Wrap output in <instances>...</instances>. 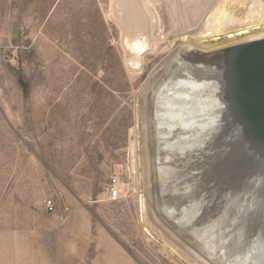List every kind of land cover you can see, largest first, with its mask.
<instances>
[{
  "label": "rangeland",
  "instance_id": "rangeland-1",
  "mask_svg": "<svg viewBox=\"0 0 264 264\" xmlns=\"http://www.w3.org/2000/svg\"><path fill=\"white\" fill-rule=\"evenodd\" d=\"M214 1L181 0L182 17L175 11L172 18L167 2L158 0L161 30L169 29L171 37L177 35L176 41L182 33L195 36ZM113 3L0 0V264H209L195 253L181 258L174 252L170 241L184 250L187 240L173 235L164 221L158 227L161 232L142 223L139 195L146 194L156 181L165 218L196 233L209 248L227 242L231 250L221 257L222 263L264 264V160L262 155L257 160L242 157L237 144H230L222 100L214 106L219 107L220 116L219 146L214 145L221 151L219 157L214 162L190 161L191 168L182 170L184 155L195 149L193 154L202 155L217 148L212 144L180 151L168 148L169 153L164 154L172 163L160 167L162 172L152 183L151 175L144 181L141 98L156 75L169 66L171 51L162 43L157 49L146 50L138 66L128 65L130 51L124 45L126 37L114 16ZM196 5H201L203 12L197 9L193 17L191 9ZM244 9L245 4L242 11L234 9L238 18L246 15ZM178 20L186 29L179 23L175 26ZM192 57L190 68L198 69V64L200 72L210 70L220 79L219 61L213 71L211 60H206L209 66L201 67L203 59ZM193 82H183L177 93H169L171 99L162 102L178 108L185 105L184 98L194 96ZM204 102L203 107L196 104L199 111L213 110V105ZM162 121L170 126L174 123L172 137L181 136L182 131L176 128L181 121L170 117ZM235 132L230 134L240 137ZM130 141H134L133 154ZM195 184L210 188L196 191ZM113 186L119 187L115 199L108 194ZM242 187L256 188V196L247 198ZM49 199L52 209L47 211ZM229 201L241 206L229 207ZM226 228L234 234L232 238L228 231L223 232ZM233 236L240 242L232 243ZM259 247L261 253L253 254Z\"/></svg>",
  "mask_w": 264,
  "mask_h": 264
},
{
  "label": "bare ground",
  "instance_id": "bare-ground-1",
  "mask_svg": "<svg viewBox=\"0 0 264 264\" xmlns=\"http://www.w3.org/2000/svg\"><path fill=\"white\" fill-rule=\"evenodd\" d=\"M157 1L158 0H114L113 6H112L113 11H114V16H116L117 20L119 21V24L121 25V29L123 31V34H125V37H126L125 43L124 42L123 43H124L126 49L128 51H130V55L126 58V62L128 65L133 66L132 68H134L135 65L138 66L139 62L142 59V55L146 50L157 49V48L161 47L162 43H165V44L167 43L166 48L169 51H171V60H170L169 66L168 67L166 66V68L164 70L161 69V71L162 70L163 71L161 73H158L156 75V77L153 79L152 84L150 85L149 91L147 92V90H145V89L143 90L144 95L141 98L142 99L141 104L143 107L142 108L143 109V112H142V116H143L142 122L143 123H142V130L140 133V137H141V140L143 141V144H142V149H143L142 157H143V159H142V161H140V163H141V166L144 167V171H145V173H143V175L145 176L144 181L147 182L148 176L151 175V178H152L151 183L153 182V180L157 176V174H159L158 172L161 171L160 167L168 166L169 164H165V163H167V162L172 163V161H173V160L171 161V159H169L171 157L168 158V155L164 154L166 152L169 153V151L167 150L168 148L174 147V148H176V151H180L182 149L189 148V146L195 147L198 145V146L207 147L208 144H212V147H214L215 144L217 146H219V142H218L219 138L216 137V135L219 136L217 134L218 133L217 130H218V127H220V123H219L220 116L218 118V115H217V110L219 109V107L217 108L214 106L218 105L219 102L222 100V99L219 100L218 96H219L220 91H222L223 86L220 84V79H218L219 76L218 75L214 76L212 74V72H208L210 70L200 72V69L197 66L198 64L196 65V67L198 69L190 68L188 65V63H189L188 61L191 60V57L193 55L200 56V58H202L204 61V62H200L202 64L201 67L205 66L208 63V61L211 60L212 62L209 61V63L214 68L213 71H215L216 65L214 63L217 61L218 58H216V55H214V54L217 51H221L222 48L227 47L229 45H233V44H237V43L249 41V40H255V39H258L259 37H264V3H262V0H216V2L214 1L215 3L211 7L208 6L209 8L206 11L208 15L207 16L205 15L204 21L201 22L202 24H201V26H199L200 29L198 28L199 29L198 34H195V36H191L189 34L183 35L184 33L181 32L182 34H180V37H177L178 41L175 40L176 39L175 37L177 35L174 38L169 35V33H168L169 29H168V31H166L167 33L161 30V23L162 22H161V15H159V12H158L157 7H156ZM246 1H248V2L245 3ZM165 2H167L166 9L169 11L170 15L175 13V11L176 12L178 11L179 15H180L183 12L182 10H184L182 8L184 5L181 4V0H165ZM249 3H250V5H248ZM191 4H192V2H191ZM244 4H245V9L243 11H244V13H246V15L244 14V17L238 18L237 17L238 14L236 15V13L234 12V9L238 8V10L242 11L241 5H244ZM198 6L199 5H196L194 8L191 9L193 17H196V14H194L193 11H195L197 9L200 10L199 7H202L201 5L199 7ZM205 8L206 7H204L203 9H205ZM200 11L203 12L202 10H200ZM180 17H182V16L180 15ZM200 17H199V19L203 18V17H201V18ZM170 18H171V16H170ZM172 18H174L173 15H172ZM184 18L186 19L185 16H184ZM187 18H189V17H187ZM182 20H183V18H182ZM173 21H175V20H173ZM186 21L188 22V19ZM199 21L200 20H198V22ZM175 23L173 22V24H175V26L178 23H179V26H181V24H180L181 22H179V20L176 21ZM173 24H171V25H173ZM182 26H181L182 29L185 28V26L184 27H182ZM198 29H196V30H198ZM173 30H174V28H173ZM175 30L177 31L176 28H175ZM196 30H193V33L196 32ZM173 34H175V33H173ZM210 55H212L213 57H211ZM199 60H201V59H199ZM206 60H208V61H206ZM193 63L191 65H193ZM197 63H199V61ZM207 66H209V64H207ZM132 72H134V71H132ZM188 77L189 78L191 77V78L186 80ZM215 77H218V78H215ZM192 78H194V79H192ZM190 80L195 81V82H193L194 86H195V88H194L195 90L194 89L190 90L188 88L190 91L194 90L193 94H191L194 96L192 98L190 96L189 97L187 96V99L184 98L186 100L184 102L185 105L183 104L182 106H179V108H178L173 103L170 104L171 103L170 101H169L170 103L162 102V101H165L163 99H171V97L168 96L169 93H171V92L174 93L180 86L183 85V82L190 81ZM149 81H151V80H149ZM189 87H191V86H189ZM183 90H185V89H183ZM175 93H177V92H175ZM171 96H173V95H171ZM184 96H186V94ZM172 99H173V97H172ZM166 102H168V101L166 100ZM202 102L207 103L208 105L209 104L213 105L212 106L213 110H211V109L207 110L205 108L206 109L205 111H201V110L199 111L197 109L199 106H197L196 104H198V105L201 104L200 105V107H201L203 104ZM187 107H189V109ZM171 112H174L172 114V116L170 115ZM164 117L176 118V121L177 120L181 121V122H178L179 126H177L178 124L175 123L177 131H179L180 133L182 131L181 136L179 135V137H177V138L172 137L173 132L170 131V128L173 127L174 123L171 126L169 124L164 123L162 121V119ZM222 117H223V115H222ZM194 126H196L197 128H194ZM226 126L228 128L227 129V134H228L227 136L230 137V144L231 145L233 144V146H234L235 144H237L236 140L240 141L241 137H238V138L235 137L234 138L230 133L236 134L237 132H235V131H238V129L235 127V128H233V130H231L232 128L230 129L229 124ZM188 127H189V129H187ZM172 129H175V128L173 127ZM189 131H190L189 134H183V133H188ZM136 138H137V136H136ZM209 139L210 140L212 139V140L210 141ZM234 139H236V140L234 141ZM133 142L131 143V141H130V143L132 145L130 146L131 148L129 147L131 150L130 153H132V154L135 151L134 147H133ZM193 147H192V149H193ZM214 148H217V147H214ZM189 149H191V148H189ZM195 150H193V152ZM193 152H191L189 155H188L189 152H187L186 154L188 156H185V155L183 156V158L186 159V160H184V162H186V163L184 164L185 167H182V170L185 168H188V167L191 168V166L189 164L190 161L192 162V161L196 160V162H201V161L204 162L205 160L208 159V160H212L214 162L219 157V154L221 151L219 148H217V149L213 150L211 153L205 152L202 155H201V153L196 154V152H195V154H193ZM171 155H172V153H171ZM175 155H176V153H175ZM177 155L180 157L179 154H177ZM139 156H141V155H139ZM244 156L252 157V159L254 158L257 160V157H260L261 155L259 153L258 154L257 153L256 154L248 153V154H243L242 157H244ZM255 156H256V158H255ZM135 161H137V160H135ZM135 161L133 162V163H135L134 166L136 165ZM178 164H180V163H178ZM196 164H192V165H196ZM173 166L175 167V165H173ZM232 170H234V169H232ZM167 171L169 172V170H167ZM186 171H187V169H186ZM165 174H167V173H165ZM244 174H243V176H244ZM248 174H250V173H248ZM227 177H228V174H227ZM195 180H196V178H195ZM198 180H199V178H198ZM149 182H150V179H149ZM162 182H160V183H162ZM156 184H157V181L154 183V185L152 184L150 190H147V189L145 190L146 194H140L139 195V206H140V209L142 210V216H143L142 223L148 225L150 228H153L154 229L153 231H155L157 229L159 232H161V229H159L158 227L161 226L160 222L164 221L166 224H168L171 231L174 232V233H172L173 235H175V236L177 235L181 239L182 238L186 239L187 240L186 245H188V247L183 246V247H185L184 250L178 244H176V243L173 244L169 239V241H170L169 244L172 245L174 252H176L181 258H190L191 257L190 254L192 256H194L193 253H195V255H197L195 257H202L204 259V261L208 262L209 264L210 263H212V264H224L220 261V259L222 256H224V254L225 255L229 254L228 252L231 250V249L229 250L226 247L227 242H224L225 239L223 241L225 244L224 243L222 244V241H221V244L217 243V247L209 248L208 245L204 244L205 242L204 243L202 242V240H201L202 238H200L199 240L196 238V235H195L196 233H194V232L189 233L187 231V229H184L185 230L184 231L181 229V227L176 226L177 224L175 225V223H173L174 219H172V218L169 219V217H168V219H169L168 220L167 218H165L164 217L165 210H163L162 204L159 203V194H161V193L158 194L156 192V190H155V189H157ZM197 185L198 184L193 185V188H195L194 190H196V191L197 190H204V189L209 190V188H210L209 185H208L209 187L207 188V186H206L207 184L201 185V187H199L200 185L199 186H197ZM118 186L120 187V185H118ZM118 186H116L117 189L119 188ZM170 186H172V185H170ZM188 186H187V189H188ZM215 186H216V184H215ZM179 187H181V185ZM172 188H174V186ZM167 189H168V187H167ZM142 191H143V189H142ZM188 191H190V190H188ZM242 191H244L243 194L245 193L246 194L245 196L247 198L249 196L251 197L252 195L256 196V194H257L256 188H254V187H252L251 189H248V190L244 189L242 187ZM190 198H191V196H190ZM190 198H189V200H190ZM171 201H173V199ZM232 201H229V203H231L229 205V207L231 205L233 208L235 206L236 207L241 206L239 203H235V204H234V202L232 203ZM168 202H169V200H168ZM167 207H168V205H167ZM149 214H151L152 216H149ZM236 220H238V219L235 218V221ZM252 223L254 225V222H252ZM231 226H233V225L231 224ZM163 227H165V226H163ZM232 228H235V227H232ZM228 229L229 228H226V230L225 231L223 230V232L227 233ZM238 229H236V230H238ZM228 234L231 235V232L228 231ZM173 235H172V237H173ZM203 235H204V233H203ZM206 235H208V233ZM230 235H228V236H230ZM232 235H234V234H232ZM232 235H231V238H232ZM249 235H250V232H249ZM228 236H226V237H228ZM251 236H253V235H251ZM258 236H256V237H258ZM205 237H207V236H205ZM164 238H165V236H164ZM238 239L239 238L237 236H235V238L233 236V240H231V242L234 244L236 242H240V241H238ZM256 239H258V238H256ZM163 241L168 242L165 239H163ZM210 242H211V239H210ZM243 242H245V240ZM231 245L233 246V244H231ZM259 246H260V244H259ZM173 249H171V250L173 251ZM258 250H260V251H258ZM262 250L263 249L259 247L257 249V253H253V254L261 253ZM248 251L250 252V250H248ZM248 251H246V252H248ZM188 253H190V254H188ZM229 257H231V256H229ZM225 258H226V256H225ZM225 258H223V259H225ZM233 262H235V261H233ZM236 262H237V260H236ZM243 262H245V261H243ZM256 262H259V261L257 260Z\"/></svg>",
  "mask_w": 264,
  "mask_h": 264
},
{
  "label": "water",
  "instance_id": "water-1",
  "mask_svg": "<svg viewBox=\"0 0 264 264\" xmlns=\"http://www.w3.org/2000/svg\"><path fill=\"white\" fill-rule=\"evenodd\" d=\"M217 51L223 85L225 120L237 128L240 155L253 153L264 160V37L229 45Z\"/></svg>",
  "mask_w": 264,
  "mask_h": 264
},
{
  "label": "built area",
  "instance_id": "built-area-1",
  "mask_svg": "<svg viewBox=\"0 0 264 264\" xmlns=\"http://www.w3.org/2000/svg\"><path fill=\"white\" fill-rule=\"evenodd\" d=\"M113 183L114 184L116 183V178H113ZM108 194L110 195L111 199H115L118 196L119 193H118L117 189H115V186H113L109 190ZM45 207H46L47 211H50L52 209V200L51 199L46 201Z\"/></svg>",
  "mask_w": 264,
  "mask_h": 264
}]
</instances>
